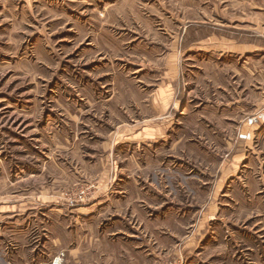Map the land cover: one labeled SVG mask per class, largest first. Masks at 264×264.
<instances>
[{
	"label": "rangeland",
	"instance_id": "1",
	"mask_svg": "<svg viewBox=\"0 0 264 264\" xmlns=\"http://www.w3.org/2000/svg\"><path fill=\"white\" fill-rule=\"evenodd\" d=\"M0 264H264V0H0Z\"/></svg>",
	"mask_w": 264,
	"mask_h": 264
},
{
	"label": "crops",
	"instance_id": "2",
	"mask_svg": "<svg viewBox=\"0 0 264 264\" xmlns=\"http://www.w3.org/2000/svg\"><path fill=\"white\" fill-rule=\"evenodd\" d=\"M137 124L133 125L134 129H136V127H140L138 125H141V123H143V125L141 126V128H145L147 126V124L144 121L141 122H136ZM251 251V250H249Z\"/></svg>",
	"mask_w": 264,
	"mask_h": 264
}]
</instances>
